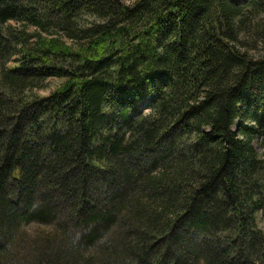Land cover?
I'll use <instances>...</instances> for the list:
<instances>
[{
    "label": "trees",
    "instance_id": "obj_1",
    "mask_svg": "<svg viewBox=\"0 0 264 264\" xmlns=\"http://www.w3.org/2000/svg\"><path fill=\"white\" fill-rule=\"evenodd\" d=\"M261 14L0 0V264H264V49L237 46Z\"/></svg>",
    "mask_w": 264,
    "mask_h": 264
},
{
    "label": "rangeland",
    "instance_id": "obj_2",
    "mask_svg": "<svg viewBox=\"0 0 264 264\" xmlns=\"http://www.w3.org/2000/svg\"><path fill=\"white\" fill-rule=\"evenodd\" d=\"M84 22L92 20V17L84 15L82 17ZM10 25L16 26L14 22H10ZM33 28H30L31 30ZM56 35L60 36L62 40L69 43V39L64 37L61 32ZM237 46L247 51L251 55H255L264 49V14L258 15L255 18L244 20V24L241 26L237 33ZM10 64V62L8 63ZM60 80L57 78L44 79L41 85L33 87L32 92L38 96H45L51 90L56 88L60 84ZM252 147L258 155L262 154L263 148L260 146L258 140L253 139L251 141ZM257 225L262 227L264 225V217H260L257 221ZM42 229L36 226H28L27 233L32 234L34 230Z\"/></svg>",
    "mask_w": 264,
    "mask_h": 264
}]
</instances>
